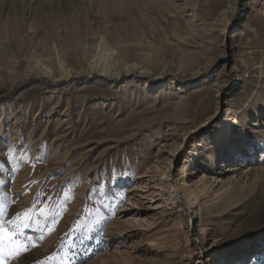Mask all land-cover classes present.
<instances>
[{"label":"rangeland","instance_id":"374dc122","mask_svg":"<svg viewBox=\"0 0 264 264\" xmlns=\"http://www.w3.org/2000/svg\"><path fill=\"white\" fill-rule=\"evenodd\" d=\"M0 229V264H264V0H0Z\"/></svg>","mask_w":264,"mask_h":264},{"label":"bare ground","instance_id":"6f19581e","mask_svg":"<svg viewBox=\"0 0 264 264\" xmlns=\"http://www.w3.org/2000/svg\"><path fill=\"white\" fill-rule=\"evenodd\" d=\"M235 11V10H234ZM237 11V9H236ZM235 11V12H236ZM227 20V19H226ZM113 52H109V54L105 55L104 54V58L102 59V61L99 63L97 62L95 59L94 61H90L88 62V67H87V72L89 75L91 74H97L100 77L104 78V79H120L122 77H127L130 74L143 79L144 80V84L146 86L147 89H154L156 88L159 84H161L163 82L164 79H171V83L176 82L177 84L175 85V87L177 89H181L184 86V83L182 82V79H189L190 75H193L191 73H182L178 68H175L173 66H165L163 68L159 69V72L157 75H152L151 73H149V69L146 66H142L140 64H137L135 62L133 63H125V65H123L121 68H117V69H113V66L116 65V60L114 61L110 56ZM84 54V53H83ZM126 56V55H124ZM100 61V60H99ZM200 72H197V75H199ZM178 76V77H177ZM231 73H229L228 77H231ZM159 79H161V81L159 82ZM165 84V83H164ZM222 88L219 87L217 89V98H219V96L221 95V91ZM191 183H188V185H186V187H184L182 189L183 192L189 191V186ZM189 195L187 197L188 201L190 202V204H193V202H191V200L193 198H196V194L193 192V190L189 191ZM114 238H119L117 237V235H113Z\"/></svg>","mask_w":264,"mask_h":264},{"label":"snow or ice","instance_id":"6c2138e0","mask_svg":"<svg viewBox=\"0 0 264 264\" xmlns=\"http://www.w3.org/2000/svg\"><path fill=\"white\" fill-rule=\"evenodd\" d=\"M0 230H2V229H0Z\"/></svg>","mask_w":264,"mask_h":264}]
</instances>
